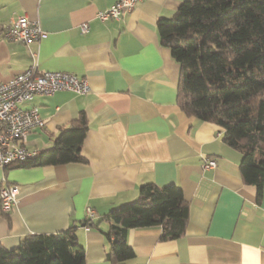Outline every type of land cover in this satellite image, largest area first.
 Instances as JSON below:
<instances>
[{
  "label": "crops",
  "instance_id": "0c3cea01",
  "mask_svg": "<svg viewBox=\"0 0 264 264\" xmlns=\"http://www.w3.org/2000/svg\"><path fill=\"white\" fill-rule=\"evenodd\" d=\"M117 1L0 0V83L35 67L83 78L90 89L20 105L36 106L44 122L23 145L37 153L83 113L84 162L0 170V185L18 186L15 205L0 211V246L11 252L27 236L76 225L84 264H112L109 224L101 218L136 200L144 184H174L189 206L184 234L161 240L158 227L130 229L134 257L125 264H264V189L258 199L243 183L241 154L225 145L221 128L185 116L176 104L179 67L156 24L172 19L185 0H142L122 20L96 18ZM17 17L37 22L45 38L26 45L3 37ZM207 159L214 169H203ZM87 208L93 226L82 227Z\"/></svg>",
  "mask_w": 264,
  "mask_h": 264
},
{
  "label": "trees",
  "instance_id": "16d2710c",
  "mask_svg": "<svg viewBox=\"0 0 264 264\" xmlns=\"http://www.w3.org/2000/svg\"><path fill=\"white\" fill-rule=\"evenodd\" d=\"M160 44L179 67L176 104L187 117L222 129V141L241 154L244 184L260 199L264 189V0H185L172 19L156 24ZM87 131L80 113L22 168L83 163L81 144ZM9 168L4 171L7 172ZM188 203L181 189L152 183L139 188L136 200L111 209L107 259L125 264L134 257L127 245L130 229L158 227L161 240L185 232ZM82 227L93 226L86 218ZM76 225L47 235L25 237L14 251L0 246V264H84Z\"/></svg>",
  "mask_w": 264,
  "mask_h": 264
},
{
  "label": "built area",
  "instance_id": "2783aa9c",
  "mask_svg": "<svg viewBox=\"0 0 264 264\" xmlns=\"http://www.w3.org/2000/svg\"><path fill=\"white\" fill-rule=\"evenodd\" d=\"M142 0H118L110 8L100 11L96 18L100 21L109 19L122 20ZM88 25L80 26V32L86 33ZM46 33L37 22H31L25 17L11 19L5 26L3 37L22 44L39 43ZM70 91L76 94L89 93L90 89L85 79L60 71L38 72L35 67H29L13 76L8 81L0 83V170L27 163L37 156L36 151H29L23 145L32 130L42 128L38 108L32 106L21 108L20 105L30 102L35 96H51L56 92ZM203 169H214L216 162L207 159ZM18 186L9 183L0 185V211L7 213L15 205ZM94 215L90 208L86 216Z\"/></svg>",
  "mask_w": 264,
  "mask_h": 264
}]
</instances>
